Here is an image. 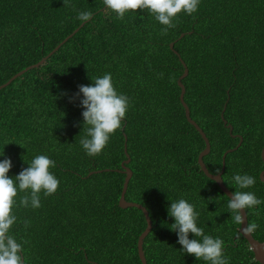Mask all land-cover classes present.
I'll return each instance as SVG.
<instances>
[{"label": "trees", "instance_id": "trees-1", "mask_svg": "<svg viewBox=\"0 0 264 264\" xmlns=\"http://www.w3.org/2000/svg\"><path fill=\"white\" fill-rule=\"evenodd\" d=\"M81 11L92 12L90 20L79 21ZM173 23L164 32L139 9L123 20L105 16L102 0H0V85L78 29L0 90V152L13 162L9 176L45 154L60 182L54 195L41 194L40 208L14 209L25 264H142L145 215L119 205L125 137L133 171L126 198L143 204L153 222L144 240L148 264H205L183 255L170 230L167 207L180 198L195 206L205 234L223 240L229 264H261L227 210L229 197L198 163L205 141L186 117L178 79L182 59L185 101L211 143L209 171L220 172L224 152L242 136L226 156L224 183L235 192L232 177L249 174L256 183L244 191L264 200V0H201L197 13H180ZM105 73L130 106L122 129L88 157L80 146L82 109L69 97ZM226 103L236 136L222 118ZM246 211L254 237L264 241V203Z\"/></svg>", "mask_w": 264, "mask_h": 264}, {"label": "clouds", "instance_id": "clouds-1", "mask_svg": "<svg viewBox=\"0 0 264 264\" xmlns=\"http://www.w3.org/2000/svg\"><path fill=\"white\" fill-rule=\"evenodd\" d=\"M200 3L201 0H102L105 16L114 15L116 19L123 20L126 14L138 9L147 11L156 22L165 26L164 32L175 27L173 21L180 13L188 16L197 13ZM92 15L90 11H81L77 19L87 22ZM91 80L93 83L90 85H80L75 96L69 97V102L79 100L84 132L80 146L88 157H95L122 129L130 101L116 90L111 73ZM0 157H4L0 159V264H25L23 243L13 234V227L18 222L14 209L18 206L38 209L41 207V194L48 197L57 192L60 182L51 171L56 162L45 154L36 155L28 162L23 159L28 166L10 177L13 162L10 157H5L4 150ZM232 182L236 190L228 198L227 210L235 223L242 224L246 210L256 208L264 200L251 191H244L255 185L253 176L235 174ZM21 193L23 195H19ZM167 213L173 220L170 230L176 234V243L181 246L179 250L183 255L194 256L205 264H229L223 240L205 234L204 229L198 226L199 212L193 204L184 198L171 201ZM256 228L257 225L252 223L244 228V232L249 234Z\"/></svg>", "mask_w": 264, "mask_h": 264}, {"label": "water", "instance_id": "water-1", "mask_svg": "<svg viewBox=\"0 0 264 264\" xmlns=\"http://www.w3.org/2000/svg\"><path fill=\"white\" fill-rule=\"evenodd\" d=\"M77 30L78 29H76L72 34H70L68 37H66L64 39V41H62L48 56L44 57L41 61H39L36 64L28 66L27 68L23 69L22 71L18 72L14 76H12L7 82L1 84L0 85V90L3 89L4 87L8 86L10 83H12V81L17 79L21 75H23L28 70H31V69L36 68V67L40 66L41 64H43L44 61L51 54H53L56 50H58L69 38H71ZM183 36H184V33L181 34L180 38H182ZM175 42L176 41L171 42V44H170L171 48H173V49H174ZM175 53L180 55L176 50H175ZM181 61H182L183 65H184L185 69H184L183 74L178 79V85L181 88L180 100H181V103H182L183 107L185 108V114H186V117H187L188 121L192 125H194V127L198 130V132L201 134L202 138L205 141V147L198 155V163H199L202 171L206 174V176L209 177L210 179L214 180L218 184L220 189L230 198L234 192L224 183V180H223V173L225 171V165H226V156H227L228 153L236 150L238 147L241 146L243 138H242V136L240 137V141H239V143L237 144L236 147L227 149L224 152V154H223V162H222L223 165H222V168H221L220 172L211 173L209 171V169L207 168L206 163L204 162V157L206 155H208L210 153V151H211V143H210V140L207 137L206 133L201 128V126L191 117L190 108H189L188 104L185 101L186 87L183 84L182 79H184L188 75L189 69H188L187 65L185 64V62L182 59H181ZM226 105H227V103L225 104V106L223 108L222 118H223V121H224L225 125L229 128L230 133L232 135L236 136L235 134H233V130H234L233 125L228 123V121L224 117V111L226 110ZM124 151L126 153L127 159H125L122 162V171L125 172L126 178H125L124 185H123V190H122V193H121V196H120L119 205L122 208L137 207V208L141 209L143 211L144 215H145V218H146V221H147V226H146L145 230L142 232V234L139 236L138 253H139L140 259L142 261V264H148L147 258H146L145 252H144V240L147 237V235L150 233V231L152 230L153 222H152V219L150 217L148 209L143 204L135 202V201H130V200H128L126 198V193H127L129 181H130V179L133 176V171L131 170L130 167L127 166V164L130 163V161H131V157H130V155L128 153V149H127V137H125ZM261 155H262V159L264 161V147L262 149ZM99 171L100 170H97V171H94V172H99ZM260 178L264 182V170L261 171ZM248 222H249L248 221V214H247V211H246V214L244 216V223L241 224L239 231L247 239V241L249 242L250 247H251V249L254 252L255 260L259 261L261 264H264V241H260V240L256 239L254 237L253 233L246 234L244 232V228L248 225Z\"/></svg>", "mask_w": 264, "mask_h": 264}]
</instances>
